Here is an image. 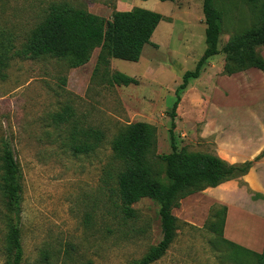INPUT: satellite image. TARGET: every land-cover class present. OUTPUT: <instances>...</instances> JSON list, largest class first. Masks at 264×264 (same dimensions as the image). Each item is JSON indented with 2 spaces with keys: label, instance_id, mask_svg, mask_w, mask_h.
<instances>
[{
  "label": "rangeland",
  "instance_id": "rangeland-1",
  "mask_svg": "<svg viewBox=\"0 0 264 264\" xmlns=\"http://www.w3.org/2000/svg\"><path fill=\"white\" fill-rule=\"evenodd\" d=\"M59 1L104 18L135 6L164 16L137 61L109 60V72H123L137 84H108L93 75L98 47L75 67L64 58L21 54L48 5ZM212 1L221 17L219 49L260 23L264 0L256 7L247 0ZM204 28L201 0H0V52L8 55L0 66V146L9 143L21 172V264H131L158 242L157 201L133 203L132 218L117 212L122 166L110 142L128 123L144 121L156 127L155 154L170 152L168 110L182 73L204 50ZM257 51L264 58V46ZM223 64V53L211 56L179 91L175 143L232 162L252 159L264 147V72L227 75ZM87 128L101 130L104 139L93 151L75 153L72 146L85 141ZM261 160L244 176L181 199L172 209L175 236L151 264H257L244 245L264 248V199L252 198L264 178ZM153 161L163 180L164 162ZM13 222L0 188V264L11 258L5 238Z\"/></svg>",
  "mask_w": 264,
  "mask_h": 264
},
{
  "label": "trees",
  "instance_id": "trees-1",
  "mask_svg": "<svg viewBox=\"0 0 264 264\" xmlns=\"http://www.w3.org/2000/svg\"><path fill=\"white\" fill-rule=\"evenodd\" d=\"M201 1L205 22V47L193 69L182 73L181 81L174 91V100L168 110L170 152L164 155L155 154L156 127L144 121L128 123L110 142L111 151L122 166L116 175L114 189L118 214L122 218L134 217L135 210L132 205L144 197L157 201L159 205L161 237L141 258L131 264H151L165 253L176 231L177 217L172 209L179 206L181 199L207 187H215L244 176L264 156L263 148L252 159L230 162L216 153L177 149L174 117L180 100L179 91L187 86L189 79L198 77L211 56L219 52L224 54L223 72L227 75L249 68L264 72V58L257 51L259 46H264V1L260 8V23L233 35L220 49L219 10L212 0ZM247 1L256 7L260 0ZM163 19L161 13L138 6L129 10H115L111 18H104L66 1L51 2L43 18L30 31L20 52L30 58L48 55L64 58L70 66L75 67L85 63L90 52L98 47L93 75L102 77L108 84H137L136 78L123 72H109V60L114 58L137 61L143 47L151 43L150 38ZM7 57L6 52H0V66ZM84 136V142L72 146L75 153L93 151L104 139V133L95 128H87ZM153 158L164 162L163 180L154 171ZM0 188L14 217L5 238L6 249L11 256L8 264H21V172L6 141H2L0 146ZM262 197L257 192L252 194L253 199ZM223 209L226 211L225 207ZM217 214L213 213L212 217ZM223 222L224 217L220 222V229ZM214 225L211 224L212 227ZM222 241L233 247L237 245L226 238H222ZM245 249L255 258L257 264H264V248L261 252Z\"/></svg>",
  "mask_w": 264,
  "mask_h": 264
},
{
  "label": "crops",
  "instance_id": "crops-1",
  "mask_svg": "<svg viewBox=\"0 0 264 264\" xmlns=\"http://www.w3.org/2000/svg\"><path fill=\"white\" fill-rule=\"evenodd\" d=\"M146 45H147V44H146ZM257 70H258V69H257ZM263 148H264V147H262V149H263ZM262 149H260V151H261ZM260 151H259V152H260ZM259 152H258V153H259ZM258 153H257V154H258ZM257 154H256V155H257ZM260 159H262V160H261V161H262V162H261V165H262V164L264 163V156H263L262 158H260ZM260 159H259V160H260ZM245 160H249V159H244V160H241V161H233V162H242V161H245ZM230 162H232V161H230ZM256 162H257V161H256ZM253 166H254V164H253ZM253 166L250 168V170H252V169L254 168ZM250 170H249V171H250ZM249 171H248V172H249ZM247 174H248V173H247ZM245 175H246V174H245ZM256 190H257V188H256ZM258 191L260 192V194L263 196L262 198L264 199V178H263V177H261V181H260V184H259V189H258ZM262 198H261V199H262ZM260 228H261V231H263V229H264V221H263V220H261V222H260ZM263 235H264V233H263ZM234 243H235V242H234ZM236 244H237V243H236ZM239 245H240V244H239ZM240 246H241V245H240ZM244 246H245V248H247V249H250V250L256 251V250H254L255 248L251 247V245H244ZM244 246H243V247H244Z\"/></svg>",
  "mask_w": 264,
  "mask_h": 264
}]
</instances>
